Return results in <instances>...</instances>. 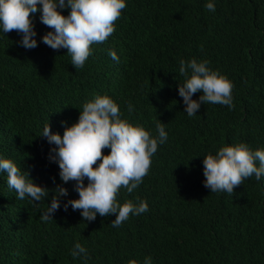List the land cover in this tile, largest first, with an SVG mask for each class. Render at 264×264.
I'll list each match as a JSON object with an SVG mask.
<instances>
[{
  "label": "trees",
  "instance_id": "trees-1",
  "mask_svg": "<svg viewBox=\"0 0 264 264\" xmlns=\"http://www.w3.org/2000/svg\"><path fill=\"white\" fill-rule=\"evenodd\" d=\"M205 3L126 0L115 31L93 44L76 69L66 49L41 41L51 29L39 11L30 14L37 47H22L16 30L0 33V155L34 183L49 189L63 183L48 159L54 145L39 136L42 126L48 121L62 134L61 122H75L95 94L111 97L122 118L153 136L159 121L168 133L143 182L117 195L120 202L146 200L148 211L130 214L119 228L110 223L115 214L86 221L70 206L42 221L47 198L36 205L17 199L0 173V264H85L70 255L77 240L88 249L87 264H143L145 256L153 264H264V177L245 179L232 194L210 192L202 183L203 156L223 144L264 149V0H215L214 12ZM192 58L227 76L234 107L205 103L195 116L183 112L179 61ZM73 183L63 184L69 196L62 199L78 197Z\"/></svg>",
  "mask_w": 264,
  "mask_h": 264
},
{
  "label": "clouds",
  "instance_id": "clouds-1",
  "mask_svg": "<svg viewBox=\"0 0 264 264\" xmlns=\"http://www.w3.org/2000/svg\"><path fill=\"white\" fill-rule=\"evenodd\" d=\"M125 7L126 0H0V33L16 30L22 47H37V33L30 14L39 11L40 22L51 29L40 37L41 41L53 50L66 49L75 69L82 68L93 52L91 46L106 41L115 31L114 22ZM205 7L214 12L215 0H206ZM65 8L67 15L60 11ZM108 55L119 62L115 50L109 49ZM179 65L183 81L177 83L178 95L182 97L183 112L189 117L197 115L205 103L234 107L232 82L218 70L209 68L208 61L181 59ZM198 92V98L193 99V94ZM127 108L131 112L133 105L129 103ZM61 124L62 134L51 131L47 121L39 136L50 146L54 145L49 148L48 159L58 165L62 184L52 189L38 185L26 170L0 155V173H6L7 187L15 191L16 198H27L33 205L47 198L49 203L40 216L45 222L52 220L57 210L67 211L69 206L80 210L82 220L86 221L95 220L97 214H115L110 222L114 228H119L130 214L147 212L146 200L120 202L117 195L122 187L133 193L143 182L151 157L168 139L165 123L156 124L153 136L142 125L122 118L119 105L111 97L95 94L83 103L75 122L70 126L64 121ZM104 148L109 149L107 154L102 153ZM202 165L205 177L202 183L210 192L232 194L234 187L245 179L254 176L260 181L264 177V149H252L246 142L223 144L214 154L203 156ZM69 181L74 182L73 190L78 197L62 199L69 196L63 186ZM70 255L85 264L89 259L88 249L78 240L73 242ZM128 264L139 262L132 259ZM143 264H153L152 257L145 256Z\"/></svg>",
  "mask_w": 264,
  "mask_h": 264
}]
</instances>
